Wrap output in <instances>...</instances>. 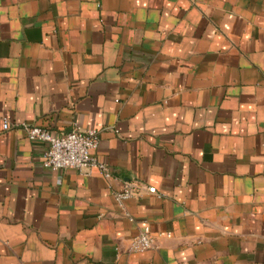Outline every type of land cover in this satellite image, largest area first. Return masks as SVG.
I'll list each match as a JSON object with an SVG mask.
<instances>
[{
	"label": "crops",
	"instance_id": "0c3cea01",
	"mask_svg": "<svg viewBox=\"0 0 264 264\" xmlns=\"http://www.w3.org/2000/svg\"><path fill=\"white\" fill-rule=\"evenodd\" d=\"M0 264H264V0H0Z\"/></svg>",
	"mask_w": 264,
	"mask_h": 264
},
{
	"label": "built area",
	"instance_id": "2783aa9c",
	"mask_svg": "<svg viewBox=\"0 0 264 264\" xmlns=\"http://www.w3.org/2000/svg\"><path fill=\"white\" fill-rule=\"evenodd\" d=\"M9 125L5 124L4 129ZM28 138L36 143H41L47 147L45 153L44 166L55 171L67 169L92 170L99 169L106 178L111 177L107 165L101 163L93 152L99 147L100 137L98 132H82L74 128L65 135L55 134L48 129L38 126L24 127ZM145 186L140 183H127L122 191L114 193L118 203L122 204L127 200L141 196ZM151 194H156V188L146 189ZM157 239L153 235L149 226L144 227L140 234L132 240L131 251L137 253L146 252L156 247Z\"/></svg>",
	"mask_w": 264,
	"mask_h": 264
}]
</instances>
